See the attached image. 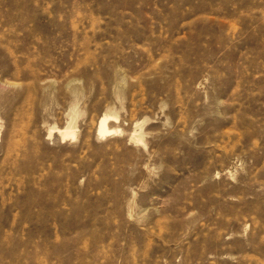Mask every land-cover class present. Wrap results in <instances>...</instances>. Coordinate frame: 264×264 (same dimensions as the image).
<instances>
[{"label":"rangeland","instance_id":"374dc122","mask_svg":"<svg viewBox=\"0 0 264 264\" xmlns=\"http://www.w3.org/2000/svg\"><path fill=\"white\" fill-rule=\"evenodd\" d=\"M0 264H264V0H0Z\"/></svg>","mask_w":264,"mask_h":264},{"label":"bare ground","instance_id":"6f19581e","mask_svg":"<svg viewBox=\"0 0 264 264\" xmlns=\"http://www.w3.org/2000/svg\"><path fill=\"white\" fill-rule=\"evenodd\" d=\"M107 117H108L107 114H103L101 116L100 120H99V125L97 127V131H98V133L100 135H103V134L109 132L110 130H112V128H109L107 126V123H106ZM68 128H66V126L64 128H58V131L60 132V134H61L62 137H65V136H71V137H73L75 135L74 131L73 130H69Z\"/></svg>","mask_w":264,"mask_h":264}]
</instances>
